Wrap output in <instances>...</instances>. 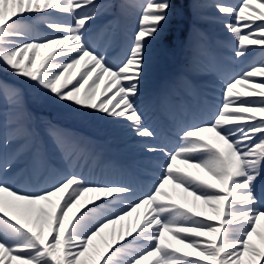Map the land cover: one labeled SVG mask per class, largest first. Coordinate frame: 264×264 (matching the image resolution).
<instances>
[{"label": "rangeland", "instance_id": "1", "mask_svg": "<svg viewBox=\"0 0 264 264\" xmlns=\"http://www.w3.org/2000/svg\"><path fill=\"white\" fill-rule=\"evenodd\" d=\"M15 7L0 9V26L16 16ZM3 35L0 29V42ZM64 39L37 46L38 56L48 60L26 80L49 98L35 97L27 88L22 96L0 95L25 103L34 112L67 111L75 123L74 131L59 129L60 134L43 131L36 120L25 134L9 124L0 128V264H162L153 255L165 234L188 247L192 257L211 264H260L238 239L241 226L251 217L264 223V194L248 195L247 189H239L237 206L246 210L232 212L223 222L209 220L216 228L212 232L201 222L195 227L185 219H178L179 225L171 223L166 207L170 199L189 198L195 215L206 216L207 196L213 192L201 181L223 184V165L217 157L206 163L192 151L184 152L171 119L159 129L143 123L118 84L121 74L136 67L134 59L125 65L116 59L106 66L101 64V50L59 54ZM1 50L0 44L1 63L7 64ZM49 58L57 62L47 67ZM85 84L96 88L94 102L103 89L116 101L108 125L89 119L88 102L78 94ZM211 85L203 86L202 94L209 100L203 98L201 104L209 117L218 110L217 97L224 87L220 81ZM147 109L144 119L155 121L154 107ZM177 114L178 128L190 129L193 125L188 124L198 121L194 112L190 117L179 110ZM210 120L213 141L227 138L233 146L231 135L224 134L226 121L238 119ZM247 186L257 183L251 179ZM94 211L100 215L94 228L74 227L78 217ZM145 218L150 220L144 230Z\"/></svg>", "mask_w": 264, "mask_h": 264}, {"label": "trees", "instance_id": "2", "mask_svg": "<svg viewBox=\"0 0 264 264\" xmlns=\"http://www.w3.org/2000/svg\"><path fill=\"white\" fill-rule=\"evenodd\" d=\"M6 6H16L19 12L0 26L4 31L1 55L7 60L3 64L0 59V95L22 94L27 88L35 97L49 98L26 80L32 70L42 68L48 60L38 56L37 46L63 36L59 54L90 51L91 43L98 44L102 36L110 34L106 52L111 54L123 34L122 53L134 58L136 67L122 75L118 84L132 102L153 94L165 67L172 68L174 81L181 84L188 83L191 77L213 79L223 73L225 66L231 67L235 77L226 83L224 101L233 111H226L223 116L243 122L232 125L231 131L243 140L238 151L244 156L236 157L223 140L214 144L226 156L234 183L247 170L260 184L259 175L264 176V0H0V9ZM56 62L49 58L46 66ZM171 90L176 94V87ZM78 94L88 102L90 120L109 122L116 101H111L107 90L99 93L96 102V88L89 84ZM7 99H0V128L9 123L13 129L25 132L28 122L34 119L46 132L74 128L67 111L34 113L27 104ZM188 142L197 149L204 146L196 139ZM179 201L188 212L172 208L174 216L186 217L194 227L204 223L211 232L216 228H211L209 220H223L236 209L233 199L216 194L207 200L205 218H199L193 200L181 197ZM85 224L92 221L86 220ZM244 228L239 244L257 261L263 260L264 223L258 222L250 230ZM159 251L169 264H178L184 260L181 256L190 252L168 235H164ZM190 261L194 260L188 258Z\"/></svg>", "mask_w": 264, "mask_h": 264}, {"label": "bare ground", "instance_id": "3", "mask_svg": "<svg viewBox=\"0 0 264 264\" xmlns=\"http://www.w3.org/2000/svg\"><path fill=\"white\" fill-rule=\"evenodd\" d=\"M149 218H145V221H143V225H144V230L148 228V225H149Z\"/></svg>", "mask_w": 264, "mask_h": 264}]
</instances>
